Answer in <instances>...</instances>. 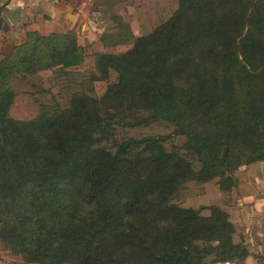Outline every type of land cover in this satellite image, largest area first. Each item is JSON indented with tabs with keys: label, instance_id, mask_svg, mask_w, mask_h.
Wrapping results in <instances>:
<instances>
[{
	"label": "trees",
	"instance_id": "obj_1",
	"mask_svg": "<svg viewBox=\"0 0 264 264\" xmlns=\"http://www.w3.org/2000/svg\"><path fill=\"white\" fill-rule=\"evenodd\" d=\"M110 37L131 45L97 52L88 87L28 120L11 115L13 78L67 75L85 46L72 30H31L0 57V242L38 264L243 262L226 212L172 200L189 181L228 192L240 166L264 161V0H177L150 31ZM153 121L182 147L115 138Z\"/></svg>",
	"mask_w": 264,
	"mask_h": 264
},
{
	"label": "rangeland",
	"instance_id": "obj_2",
	"mask_svg": "<svg viewBox=\"0 0 264 264\" xmlns=\"http://www.w3.org/2000/svg\"><path fill=\"white\" fill-rule=\"evenodd\" d=\"M172 1L163 0L162 2H167L168 5L162 6V4H155L154 0H98V2H101L99 5L105 9L93 10L89 14L92 18L93 25H97L104 36H111L117 39V36L121 32L123 34H128L129 32L132 34H143L150 31L171 14L172 8L174 7ZM81 24L83 22L80 25L78 24L79 28ZM121 25H124V27H121ZM93 30H98V28ZM78 32L80 33L81 31L78 29ZM12 43L4 42L0 46V57L4 53L9 52L10 47L14 45ZM84 43L86 52L83 63L67 69L69 72L67 75L48 70L39 72L33 76H28L24 80L13 78L12 85L16 96L11 109V115L14 118L21 120L31 119L39 112L41 106H49L54 103H57L61 107H67L69 98L73 92L83 90L89 86L88 74L94 68L97 52H123L131 45L113 44L109 38L106 39V42L97 40L90 44L87 41ZM114 79L115 75L112 74L109 81H113ZM106 84L107 82L105 81L93 82L92 88L95 96L102 95L106 89ZM143 115H146V113H143ZM144 136L163 137L167 150L181 148L185 143V138L181 135H176L172 125L165 121H153L148 125H142L136 128H116L115 131L116 140L129 137L141 138ZM234 177H236V173ZM218 188L219 178H214L205 183L189 181L178 191L172 202L187 208L201 207V214L208 216L210 213L209 206H217L224 211L221 204L218 203L216 195ZM0 264L38 263L23 261L21 256L11 253L0 242Z\"/></svg>",
	"mask_w": 264,
	"mask_h": 264
},
{
	"label": "crops",
	"instance_id": "obj_3",
	"mask_svg": "<svg viewBox=\"0 0 264 264\" xmlns=\"http://www.w3.org/2000/svg\"><path fill=\"white\" fill-rule=\"evenodd\" d=\"M162 1L154 0L155 4L168 5ZM100 3L98 0H0V46L4 42L14 45L23 42L26 32L31 30L41 34L72 30L80 45L84 46L86 41L93 43L102 32L93 25L89 13L105 9ZM172 3L173 11L177 0ZM235 178L236 184L228 192L218 188V203L234 225V242H242L248 250L247 258L239 264H264V161L240 166Z\"/></svg>",
	"mask_w": 264,
	"mask_h": 264
}]
</instances>
